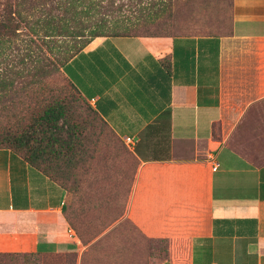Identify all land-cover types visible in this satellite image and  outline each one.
I'll use <instances>...</instances> for the list:
<instances>
[{"label":"crops","instance_id":"0c3cea01","mask_svg":"<svg viewBox=\"0 0 264 264\" xmlns=\"http://www.w3.org/2000/svg\"><path fill=\"white\" fill-rule=\"evenodd\" d=\"M63 74L118 138L132 140L138 164L125 218L165 250L90 253L113 228L83 245L62 214L68 192L0 149V253L264 264V163L231 143L264 101V0H233L225 35L95 38Z\"/></svg>","mask_w":264,"mask_h":264},{"label":"rangeland","instance_id":"374dc122","mask_svg":"<svg viewBox=\"0 0 264 264\" xmlns=\"http://www.w3.org/2000/svg\"><path fill=\"white\" fill-rule=\"evenodd\" d=\"M116 1L125 3V0ZM232 3L233 0H170L169 9L163 16L167 19L160 18L153 23L143 22L136 27L135 35H149L145 31L158 32L167 37L225 35L231 29ZM129 12L123 9L121 12L115 10L106 13L109 25L114 22L123 25L122 17L128 16ZM100 16L105 17L103 14ZM92 24L87 20L78 24L79 27L86 28L77 42L88 39V27ZM102 35H111L110 30H103ZM35 41L27 48L32 52L31 60H26L19 66L22 77L15 84L19 96L2 113L0 129L15 132L24 128L31 111L38 109L45 99L44 93L49 90L70 102L75 114L88 125L94 139L93 144L88 146L90 155L85 156L86 161L72 167L69 179L64 183L69 199L63 216L69 226L76 228L86 240L105 227L107 228L103 232L113 228L104 240L88 249L90 253H146L161 257L166 244L163 241H148L125 218L138 164L136 158L129 147L105 126L90 103L70 87L63 73L52 69V63L62 49L50 50L40 40ZM61 41L71 45L76 40L67 38ZM37 68L43 71L41 76H35ZM231 143L249 161L257 165L264 163V101L251 115L245 117L238 130L233 133ZM31 262L73 264L74 260L72 257L57 259L45 256L39 257L38 261L32 258Z\"/></svg>","mask_w":264,"mask_h":264},{"label":"trees","instance_id":"16d2710c","mask_svg":"<svg viewBox=\"0 0 264 264\" xmlns=\"http://www.w3.org/2000/svg\"><path fill=\"white\" fill-rule=\"evenodd\" d=\"M169 1L125 0V3H117L116 0H1L0 117L7 105H12L19 96L15 89L16 81L22 77L19 66L26 60H31L32 52L27 48L36 43L35 39L50 50L62 49L53 61L52 69L63 73L65 63L95 38L167 37L158 32L145 31L149 35L144 36L135 35V32L136 27L143 22L153 23L160 18L167 19L163 16L169 9ZM123 9L130 11L128 16L122 17L123 25L116 22L109 25L106 13L115 10L121 12ZM83 19L93 24L88 27V39L77 42L86 28L78 25ZM103 30H110L111 35H102ZM67 38L76 41L71 45L61 41ZM36 70L35 76H41L43 71L38 68ZM67 82L78 92L68 79ZM22 91L25 92L23 88ZM44 94V101L36 111H31L24 128L15 132L0 129V149L10 150L67 191L64 183L68 181L72 167L86 161L85 156L90 155L88 146L93 144L94 138L88 125L75 114L70 102L50 90ZM103 123L112 132L104 121ZM65 210L64 206L63 215ZM106 228L88 240L76 228L74 230L81 243L87 245ZM39 257L37 254L0 253V264H37L31 262V259L38 261Z\"/></svg>","mask_w":264,"mask_h":264},{"label":"built area","instance_id":"2783aa9c","mask_svg":"<svg viewBox=\"0 0 264 264\" xmlns=\"http://www.w3.org/2000/svg\"><path fill=\"white\" fill-rule=\"evenodd\" d=\"M123 141H124L125 145L127 147H129V149L132 147L133 142L130 138H125ZM212 164H213V170H216L217 164H215V163H212Z\"/></svg>","mask_w":264,"mask_h":264}]
</instances>
